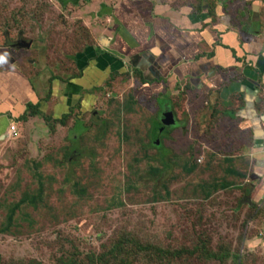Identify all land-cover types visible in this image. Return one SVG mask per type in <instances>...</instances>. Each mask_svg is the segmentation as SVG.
Listing matches in <instances>:
<instances>
[{"label":"rangeland","instance_id":"obj_1","mask_svg":"<svg viewBox=\"0 0 264 264\" xmlns=\"http://www.w3.org/2000/svg\"><path fill=\"white\" fill-rule=\"evenodd\" d=\"M30 1L34 7L26 5ZM203 1L196 0L199 6ZM63 5L0 0V51L13 52V38L41 31L74 54L83 44L75 41L84 34L75 25L76 8ZM129 84L126 77L112 89L119 110L118 99ZM106 94L96 106L99 136L95 125L84 127L72 113L66 127L42 119L17 138L0 140V230L13 208L43 185L37 205L19 206L12 232L0 233V264H264V159L254 157L253 164L235 130L222 131L224 137L220 131L206 132L203 126L210 120H200L193 110V121L184 122L189 114L177 102L178 120L172 123L156 118L151 105L156 120L138 107L128 118L118 114L109 121ZM77 122V130L87 133L76 130ZM166 122L164 150L157 128ZM157 138L159 150L150 144ZM106 155L109 160H99ZM226 157L236 159L228 164ZM162 163L167 167L161 181L169 196L161 185L148 182L149 169ZM186 165L196 169L188 174ZM230 167L246 178L228 175ZM224 183L232 186L213 191ZM158 197L163 199L154 202ZM205 239L214 251L229 249L230 258L220 262L178 254L200 241L208 247Z\"/></svg>","mask_w":264,"mask_h":264},{"label":"crops","instance_id":"obj_2","mask_svg":"<svg viewBox=\"0 0 264 264\" xmlns=\"http://www.w3.org/2000/svg\"><path fill=\"white\" fill-rule=\"evenodd\" d=\"M56 1L64 8L70 4L76 8L74 17L79 23L75 25L84 36L75 42L83 44L68 54L51 34L46 40L39 31L13 38V52L0 51L7 56V63L0 64V140L17 138L21 130L38 126L42 119L61 125L72 113L84 121V127L95 125L97 132L102 119L96 106L107 92L109 121L118 114L128 118L138 107L143 108L146 118L156 120L151 105L156 118L172 123L178 120L176 102L181 103L189 114L184 122L193 121V110L200 120H210L203 126L208 133L220 131L224 137L222 131L228 134L235 130L253 164L258 156L257 162H263L261 0H204L201 6L196 0ZM26 5L34 7L31 1ZM64 21L67 27L69 23ZM126 77L130 84L118 99L123 104L119 110L112 89ZM31 105L36 112L26 117ZM10 125L16 127L14 136L9 133ZM157 131L165 150L168 124ZM98 158L109 160L107 155Z\"/></svg>","mask_w":264,"mask_h":264},{"label":"trees","instance_id":"obj_3","mask_svg":"<svg viewBox=\"0 0 264 264\" xmlns=\"http://www.w3.org/2000/svg\"><path fill=\"white\" fill-rule=\"evenodd\" d=\"M75 1V0H74ZM78 1V0H77ZM29 110L30 112L28 114H26V117L28 115H33L35 114L36 112V108L34 106H30L29 107ZM54 123L52 122V120H48L47 123ZM56 123V122H55ZM61 125L63 126H66V121H61L60 123ZM79 125V123L77 124ZM74 141V140H73ZM75 142V141H74ZM160 141L157 143V141H151V146L157 148L159 150V145ZM226 161L228 163H232V160H229V159H226ZM167 167L166 163H162L160 164L158 167H152L149 169V179H148V182L149 183H152L154 186H158V185H161L162 188L165 190V193H166V196H169V193H168V185L162 183V176L164 175L165 173V169L164 167ZM196 168L192 165L191 167L188 168V165L185 166L184 168V171L188 174L192 173ZM226 173L228 175H236V176H240V177H243L241 175H239L237 172L234 171V169L232 168H226ZM246 177H244L245 179ZM232 185H229V184H223L221 185L220 187H215L213 191H218V190H225V189H228L230 188ZM45 191V189H44ZM43 192V185L42 183L39 184V187H38V190L33 192L32 195H29L27 197H25L24 199L21 200V204L18 205V206H15L13 208V210L11 211L9 217H8V223L7 225L5 226V228L1 229L0 230V233H3V234H9L12 232V229L15 225V222L13 223V220H14V216H15V213L16 211L22 206V205H26V204H32V206H36L37 203L40 201V198H41V194ZM211 195L210 193H208L205 198L208 199L210 198ZM163 197H158V198H154V202H159L160 200H162ZM20 206V207H19ZM201 243V241L196 245L194 246L193 248H190V249H184L182 252L178 251V254L179 255H182V254H185V257H189V258H192L196 253L200 255L199 259L203 260H217V261H220V262H225L227 259L230 258V250L229 249H218L217 251H214L210 248L209 244H208V239H205V242L204 244L205 245H208V247H205L204 245L203 246H199V244ZM142 250L146 247H141ZM199 248H201L200 252H199ZM157 249L158 251L157 252H161L159 247H152L150 248L149 250L150 251H153ZM220 251H224V252H220ZM143 251H141L139 254H141ZM125 264V263H123Z\"/></svg>","mask_w":264,"mask_h":264},{"label":"built area","instance_id":"obj_4","mask_svg":"<svg viewBox=\"0 0 264 264\" xmlns=\"http://www.w3.org/2000/svg\"><path fill=\"white\" fill-rule=\"evenodd\" d=\"M9 133L14 136L16 134V127L14 125H10Z\"/></svg>","mask_w":264,"mask_h":264},{"label":"clouds","instance_id":"obj_5","mask_svg":"<svg viewBox=\"0 0 264 264\" xmlns=\"http://www.w3.org/2000/svg\"><path fill=\"white\" fill-rule=\"evenodd\" d=\"M7 63V56L6 54L0 55V64Z\"/></svg>","mask_w":264,"mask_h":264},{"label":"water","instance_id":"obj_6","mask_svg":"<svg viewBox=\"0 0 264 264\" xmlns=\"http://www.w3.org/2000/svg\"><path fill=\"white\" fill-rule=\"evenodd\" d=\"M18 45H20L21 47H23V46H24V43L19 42ZM27 47H28V45H27ZM173 122H174V121H173ZM164 124H168V123L166 122V123H164Z\"/></svg>","mask_w":264,"mask_h":264}]
</instances>
